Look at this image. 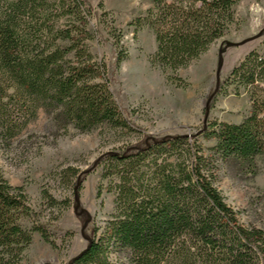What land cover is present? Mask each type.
Listing matches in <instances>:
<instances>
[{"label":"trees","instance_id":"trees-1","mask_svg":"<svg viewBox=\"0 0 264 264\" xmlns=\"http://www.w3.org/2000/svg\"><path fill=\"white\" fill-rule=\"evenodd\" d=\"M241 1L155 0L132 25L155 35L152 66L176 73L237 24ZM90 18L85 0H0L2 139L17 137L41 110L62 134L71 127L88 134L104 126L134 132L110 90L105 62L92 52ZM126 58L122 45L118 65ZM224 87L236 96L245 92L252 111L240 123L208 127L207 119L193 137L209 131L217 142L209 154L188 135L143 136L95 161L115 194V211L68 264H264V224H242L215 177L224 168L244 178L258 175L257 159L264 157V54H247ZM90 173L64 169L59 178L71 196L59 201L44 191L50 209L86 215L80 198ZM58 218L41 223L25 188L12 186L0 171V264H23L35 233L55 247L49 226Z\"/></svg>","mask_w":264,"mask_h":264},{"label":"rangeland","instance_id":"rangeland-1","mask_svg":"<svg viewBox=\"0 0 264 264\" xmlns=\"http://www.w3.org/2000/svg\"><path fill=\"white\" fill-rule=\"evenodd\" d=\"M154 1L85 0L91 11L90 30L96 37L92 52L105 62L110 90L134 132L104 126L88 134L71 127L62 134L41 110L17 137L9 141L0 137V171L5 178L12 186L25 188L41 223L49 225L50 218L59 216L49 226L55 247L35 233L23 264H68L89 245L94 228L102 227L114 213L115 194L109 191L102 168L93 166L99 157L133 145L143 136L188 135L209 154L217 144L207 136L209 131L193 137L206 120L208 127L215 121L240 123L252 111L245 92L236 96L234 89L224 84L247 54H264V0H242L236 7L237 24L200 59L176 73L152 66L155 35L148 27L137 32L132 25ZM122 45L127 58L118 65ZM257 165L259 172L254 178L236 176L226 168L215 174L217 188L246 226L264 224V157L257 159ZM67 167L91 169L81 190L80 206L86 213L82 218L74 209L58 214L43 199L44 191L59 201L70 198V189L59 178ZM22 224L32 227L28 220Z\"/></svg>","mask_w":264,"mask_h":264}]
</instances>
